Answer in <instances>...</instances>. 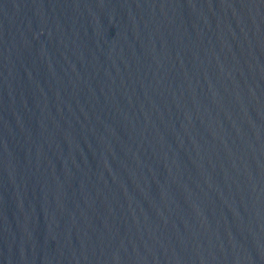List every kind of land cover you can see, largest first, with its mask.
Instances as JSON below:
<instances>
[{
	"label": "water",
	"instance_id": "1",
	"mask_svg": "<svg viewBox=\"0 0 264 264\" xmlns=\"http://www.w3.org/2000/svg\"><path fill=\"white\" fill-rule=\"evenodd\" d=\"M0 264H264V0H0Z\"/></svg>",
	"mask_w": 264,
	"mask_h": 264
}]
</instances>
